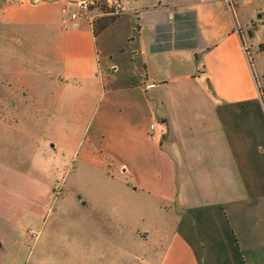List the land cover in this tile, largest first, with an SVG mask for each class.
Segmentation results:
<instances>
[{
    "label": "crops",
    "instance_id": "1",
    "mask_svg": "<svg viewBox=\"0 0 264 264\" xmlns=\"http://www.w3.org/2000/svg\"><path fill=\"white\" fill-rule=\"evenodd\" d=\"M83 1L5 0L0 9V21L17 24L48 21L53 22V27L60 23L61 38L55 45L58 58L55 72L62 75L64 81L49 82L62 84L63 90L78 88L98 78L103 81L116 79L112 71L118 70L122 57L116 59L115 50L123 52L129 44L126 62L131 58L133 62L137 60L144 102L128 101L127 114H117L121 113L118 108L125 96L121 90L129 88L110 85L103 93L97 82L96 93L103 104L90 123L94 122L98 128V133L94 134L97 137L100 130L106 132L109 117H116L114 114L127 116L124 123L113 124L117 132L125 131L139 140L126 147L128 158L123 165L127 172H135L136 161L133 160L137 156L149 154L153 158L157 170L153 176L157 177L156 189L133 185L131 192L155 198L165 196L175 201L170 205H174L177 215L178 209L202 204L192 198H198L196 189L180 187L183 180L226 186L232 175L235 184L246 189L240 171L242 152L239 150H253L262 157L264 147L254 139L253 143H242L244 147L237 149L230 139L228 120H234L231 110L244 109L245 112L241 111L245 120L243 126L251 130L254 137L261 133L262 121L257 117L262 116L260 104L264 101V0L246 15L239 13L238 8L255 0H232L231 7L225 0H121L123 11L106 26L97 24L98 33L95 32L96 22L106 21L104 18L108 15L99 14L95 21L63 28V5L79 8L84 6ZM245 31L248 40H245ZM115 33L118 35L114 38ZM101 37L105 40L104 60L98 41ZM116 39L119 42L116 43ZM120 41L124 42L121 49L117 47ZM244 43L249 44L251 51L257 48L259 57L254 66L243 49ZM86 126L88 128L89 123ZM3 129L9 130L0 125V132ZM6 143L1 144L0 137L2 149H8L6 154H0V264H7L6 252L11 247L22 244L23 221L40 222L50 206L49 180L23 166L14 145ZM94 161L86 162L95 166ZM153 178L139 180L151 182ZM202 190L205 191L203 187ZM225 198L228 197L223 195L222 199ZM162 202L161 210L170 206ZM174 224L169 239L163 235L155 242L160 246L152 253L158 259L155 264H203L194 246L180 231L179 222ZM258 232L261 235L263 230H256L254 234L249 229L247 240L239 244L244 254L248 252V256H241L240 264H264V241L257 242Z\"/></svg>",
    "mask_w": 264,
    "mask_h": 264
},
{
    "label": "rangeland",
    "instance_id": "2",
    "mask_svg": "<svg viewBox=\"0 0 264 264\" xmlns=\"http://www.w3.org/2000/svg\"><path fill=\"white\" fill-rule=\"evenodd\" d=\"M4 1L0 0V9ZM258 5L261 1L255 0L252 4H241L242 9L238 10L246 15ZM76 7V10L87 9ZM60 28V23L53 27V22L48 21L43 24L0 21V125L9 129L0 132L1 144H13L20 163L49 180L50 200L48 213L40 222L23 221L22 244L6 252L7 264H155L158 260L152 255L158 246L155 242L163 235L169 239L175 221L203 264H240L241 256H248V252L244 254L239 244L247 240L249 229L254 234L263 230L261 235L257 233L256 240L264 241V154L259 157L253 150H239L246 189L235 184L232 175L226 186L209 182L194 186L183 180L180 187L196 189L198 198H192L202 204L178 209L177 215L174 205H170L175 201L165 196L132 193L133 185L156 189L153 158L149 154L137 156L133 160L135 172H127L123 165L128 158L126 147L139 140L125 131L117 132L113 125L124 123L127 116L109 117L105 127L108 134L100 130L97 137L94 134L98 128L90 122L103 104L96 93L97 82L103 93L110 85L129 88L121 90L125 96L118 108L121 113L117 114H127L128 101L144 102L137 60L133 62L131 58L126 62L125 54L130 52L127 44L123 52L115 50L116 59L122 57L118 70L112 71L116 79L98 78L78 88L63 90L62 84L49 82L64 81L55 72L58 68L55 45L61 38ZM243 33L248 40L246 31ZM98 41L104 60L105 40L101 37ZM246 45L247 58L254 66L259 57L257 48L251 51L249 44ZM118 46L121 49L124 42L120 41ZM260 106L262 116L258 115L257 119H261L262 125L258 138L243 126L244 109L231 110L234 120H228L229 133L237 149L253 143L254 139L264 147V101ZM141 119L146 123V118ZM88 123L89 127L85 128ZM3 147L0 145V149ZM7 152V148L0 150L2 155ZM83 158L95 159V166ZM142 178L153 179L139 180ZM223 195L228 198L223 200ZM161 199L165 206H170L161 210L159 205L164 207Z\"/></svg>",
    "mask_w": 264,
    "mask_h": 264
},
{
    "label": "built area",
    "instance_id": "3",
    "mask_svg": "<svg viewBox=\"0 0 264 264\" xmlns=\"http://www.w3.org/2000/svg\"><path fill=\"white\" fill-rule=\"evenodd\" d=\"M229 7L232 6V0H225ZM243 2H249L250 0H241ZM83 4L86 10H76L70 8L68 5L62 7L61 24L63 28H75L78 27L81 22L95 21L99 14L103 15H118L123 11L124 3L121 0H85ZM243 49L246 55H249V48L246 43L243 44Z\"/></svg>",
    "mask_w": 264,
    "mask_h": 264
},
{
    "label": "trees",
    "instance_id": "4",
    "mask_svg": "<svg viewBox=\"0 0 264 264\" xmlns=\"http://www.w3.org/2000/svg\"><path fill=\"white\" fill-rule=\"evenodd\" d=\"M104 19H106V21H103V20H101V21H103V22H101V21H97L96 22V26H97V28H95V32H99V27H98V25L97 24H99L100 26H102V27H104V26H106V24L108 23V22H110V20L112 19V16H106ZM99 22H101V23H99Z\"/></svg>",
    "mask_w": 264,
    "mask_h": 264
},
{
    "label": "water",
    "instance_id": "5",
    "mask_svg": "<svg viewBox=\"0 0 264 264\" xmlns=\"http://www.w3.org/2000/svg\"><path fill=\"white\" fill-rule=\"evenodd\" d=\"M80 197H81V195L78 196V198H80ZM82 203L85 204V201H83Z\"/></svg>",
    "mask_w": 264,
    "mask_h": 264
}]
</instances>
